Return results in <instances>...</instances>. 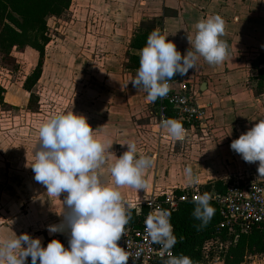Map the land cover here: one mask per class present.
I'll list each match as a JSON object with an SVG mask.
<instances>
[{
	"label": "crops",
	"instance_id": "0c3cea01",
	"mask_svg": "<svg viewBox=\"0 0 264 264\" xmlns=\"http://www.w3.org/2000/svg\"><path fill=\"white\" fill-rule=\"evenodd\" d=\"M124 3L122 9L125 15L121 20L126 23H122L120 29L112 23V27L106 29V39L98 45L105 52L104 67H98L96 64L100 62L90 56L85 58L82 55L87 54L84 49L82 53H79L81 49L73 53L65 43L64 48L75 57L72 68L79 69V77H50L47 82V85H54L61 81L59 95L63 105L59 112L72 110L83 115L93 129L94 137L111 145L104 153V162L96 169L100 180L117 187L125 205L137 204L143 198L155 196L157 191L160 194L186 187V166H190L194 180L203 186L249 172H255L253 176L264 183V172L257 170L259 162H245L230 149L233 139L251 128L258 119L264 118V92L255 93L256 74L250 75L248 63L244 61L245 53L249 52H260L264 58V0H160L158 30L174 43L182 56L191 49L188 37L193 36L194 24L199 19L216 14L224 21V31L220 37L226 44L224 60L210 65L198 56L195 68L179 76L196 93L198 102L205 104V119L212 124L200 129L197 142L173 139L158 123L156 105L146 100L145 91L133 87L130 79L135 76L138 67L125 66L128 63L126 53L139 54L138 50L129 49L128 45L141 22L147 25L149 22L146 17H142L136 26L135 13L128 15V11L136 7L138 2L126 0ZM74 32L76 34V30ZM90 33L93 34V31ZM77 34L81 35L80 31ZM125 34L128 37L123 44L121 39ZM49 54L52 55L46 47L45 62ZM68 57L61 58L59 72L69 71ZM40 79L33 88L37 95L35 88ZM203 83L204 87L201 88ZM24 92L29 97V93ZM49 94L47 96L44 93V96H51ZM4 101L7 102L5 97ZM37 141L28 140L20 147L15 145L20 142L16 138L3 142L0 131V240L18 236L21 229L27 230L35 221L32 215L35 203L41 207L45 204L43 207L47 209L58 199L63 202L66 196V193L57 197L47 192L46 187L34 179L30 165L34 160ZM129 142L135 143L137 155H144L151 160V165L143 173L146 181L143 190L114 185L109 171L114 155L119 157ZM178 146L187 150L185 157L177 150ZM7 148L10 149V155ZM11 149H14L13 153ZM59 213L48 219L54 221L52 225L63 221V215ZM248 258L253 259L251 264L264 263V253Z\"/></svg>",
	"mask_w": 264,
	"mask_h": 264
},
{
	"label": "clouds",
	"instance_id": "9594fccd",
	"mask_svg": "<svg viewBox=\"0 0 264 264\" xmlns=\"http://www.w3.org/2000/svg\"><path fill=\"white\" fill-rule=\"evenodd\" d=\"M224 21L216 14L199 19L194 24V34L188 37L191 45L185 54L176 49L158 29L152 30L146 43L139 50V66L130 79L133 87L146 92V100L154 102L169 91L168 81L179 74L184 76L196 66L197 57L210 65L221 63L226 54V44L220 39ZM161 127L173 139L184 133L180 121L173 118L161 120ZM106 145L93 135L86 118L72 110L51 114L38 129V141L34 148V160L30 167L34 179L46 187L47 192L63 199V221L48 226L50 233L67 229L68 247L58 239H51L46 246L38 237L22 233L14 238L0 240V264H127L129 253L119 246L124 226L129 222L122 196L113 184L103 183L96 169L104 162ZM109 165L116 186L127 185L138 190L146 186L143 173L151 165L150 158L137 155L134 142ZM230 149L245 162L258 161V171L264 172V118L230 142ZM186 185L195 183L190 166L184 169ZM208 192L194 197L192 215L201 226L214 214ZM171 213L156 209L147 214L145 233L151 242L160 245L161 255L167 258L163 264H193L184 254L173 255L176 236L170 223Z\"/></svg>",
	"mask_w": 264,
	"mask_h": 264
},
{
	"label": "rangeland",
	"instance_id": "374dc122",
	"mask_svg": "<svg viewBox=\"0 0 264 264\" xmlns=\"http://www.w3.org/2000/svg\"><path fill=\"white\" fill-rule=\"evenodd\" d=\"M125 1L104 0L105 3H103V0H73L69 10L62 14L61 17H50L48 19V33L52 42L46 47L47 52L52 55L49 54L46 62L44 60L45 63L41 79L35 88V91L39 94V102L32 109L27 107L28 97L24 90H22V82L35 65L37 53L29 48L21 51L14 49L11 53L12 58L7 61H4L0 55V87L5 89L4 97L7 99V102H5L6 100L4 101L5 104L0 103V111H3V113H0V131H2L3 142L9 141L11 138H16L20 142L15 145L21 147L28 140H38V135L36 136V134L41 122L46 120L51 114L59 112L60 107L63 105L59 95L61 81H58L54 85H47L49 78L57 79L58 76L62 78H64L63 76L79 77V69L76 67L72 68L75 57L64 48L63 45L65 43L73 53L79 52L80 49L79 53H82L84 49L87 54L83 53L82 55L85 58L90 56L93 60L100 62L96 64L98 67H104L106 61L105 52L98 45L100 46L106 39V29L111 28L112 23L115 28L118 27L119 29L122 23H126V21L121 20L123 19L122 16L125 15L122 9L125 6ZM131 1L134 3L138 2L136 7L128 11V15L135 13L136 26L140 23L142 17H146V20L149 22L148 25H154L158 29V15L160 13L158 7L160 0ZM75 30L76 34H74ZM79 31L82 36L77 34ZM92 31L93 34L90 33ZM91 34L92 36H89ZM127 37L128 35L126 34L122 37L121 42L123 44L126 43L125 38ZM64 56H69V71L59 72V62ZM244 61L248 63L250 75H255L259 68H264V58L260 52L245 53ZM49 92V95H51L49 96L50 98L45 97L44 93L47 95ZM200 122L204 123L202 127L199 126V122L195 123L194 126L185 125L186 129L182 137L177 140L197 142L198 138H200V129H205L212 125L204 118ZM6 150L10 155V149L7 148ZM13 150L11 149L12 153ZM177 150L183 153L185 157L186 149L178 146ZM13 156H15V153ZM253 173L255 172H249L251 175H254ZM164 190L166 189L164 188ZM156 195H158V191ZM34 205L35 210L32 212V215L35 216V221L27 227V230L21 229L20 232L18 231V236L26 233L30 237L46 238L47 235L51 234L48 231V226L54 222L48 219L56 215L57 212L63 211V202L58 199L57 203L51 204L49 206L50 208L47 209L43 207L45 204L42 207L41 205L38 206L37 203ZM252 260V258L247 257L243 264H251Z\"/></svg>",
	"mask_w": 264,
	"mask_h": 264
},
{
	"label": "built area",
	"instance_id": "2783aa9c",
	"mask_svg": "<svg viewBox=\"0 0 264 264\" xmlns=\"http://www.w3.org/2000/svg\"><path fill=\"white\" fill-rule=\"evenodd\" d=\"M169 91L164 97H158L157 116L158 123L167 116L168 107L173 119L181 122L185 131V125L192 126L205 119L204 106L198 102L196 93L187 87L180 77H172L168 81ZM223 191L210 190L211 201L217 207L220 220L217 223L213 235L204 242L202 247L201 264H223V256L228 248L235 244L239 235L247 233L252 226L264 223V183L251 174L234 175L222 181ZM203 185L197 181L182 188L166 190L163 193L149 198H143L137 204H127L126 211H133V217L124 226V235L118 241L119 246L129 253L127 264H163L166 256L161 255L160 245L151 242L145 233L144 220L150 212L156 209H164L170 213L179 202L193 200L194 197L203 194ZM133 218H139V223ZM58 239L64 247H68V233H51L42 238L41 245L51 239ZM172 253V249H171ZM25 264H31L30 257Z\"/></svg>",
	"mask_w": 264,
	"mask_h": 264
},
{
	"label": "trees",
	"instance_id": "16d2710c",
	"mask_svg": "<svg viewBox=\"0 0 264 264\" xmlns=\"http://www.w3.org/2000/svg\"><path fill=\"white\" fill-rule=\"evenodd\" d=\"M72 0H0V55L4 61L12 58V51L32 49L37 53V60L31 71L25 76L22 88L29 93L27 107L32 109L39 102V97L33 92V88L40 79L44 60L45 47L50 41L47 21L50 17H60L71 5ZM154 30L141 22L140 27L134 33L129 42V49L140 50L146 43L148 34ZM128 63L126 67L137 68L139 66V54L127 52ZM174 74V78L179 77ZM255 93L264 92V69L259 68L255 75ZM5 89L0 87V103H4ZM158 103V98L153 102ZM167 116L172 117L168 107ZM202 189L223 191L224 186L220 181L205 184ZM214 208V214L201 226V221L192 215L194 201L179 202L171 212L170 223L172 232L176 236V243L172 247V254H184L190 257L193 264H201L202 247L209 239L220 220L218 207L213 201H209ZM130 217L133 211L129 210ZM139 223V218H133ZM264 253V223L256 224L247 233L240 234L236 243L231 245L223 256V264H242L250 255Z\"/></svg>",
	"mask_w": 264,
	"mask_h": 264
},
{
	"label": "bare ground",
	"instance_id": "6f19581e",
	"mask_svg": "<svg viewBox=\"0 0 264 264\" xmlns=\"http://www.w3.org/2000/svg\"><path fill=\"white\" fill-rule=\"evenodd\" d=\"M62 222H58V223H55L54 225H59L61 224ZM57 233H68V230L67 229H64L62 231H57Z\"/></svg>",
	"mask_w": 264,
	"mask_h": 264
},
{
	"label": "water",
	"instance_id": "95a60500",
	"mask_svg": "<svg viewBox=\"0 0 264 264\" xmlns=\"http://www.w3.org/2000/svg\"><path fill=\"white\" fill-rule=\"evenodd\" d=\"M204 87V83L202 84L201 88ZM263 194H264V191H263Z\"/></svg>",
	"mask_w": 264,
	"mask_h": 264
}]
</instances>
